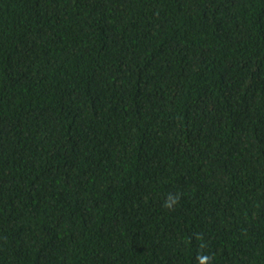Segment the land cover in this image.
Here are the masks:
<instances>
[{
    "label": "trees",
    "instance_id": "trees-1",
    "mask_svg": "<svg viewBox=\"0 0 264 264\" xmlns=\"http://www.w3.org/2000/svg\"><path fill=\"white\" fill-rule=\"evenodd\" d=\"M202 256L264 264V0H0V264Z\"/></svg>",
    "mask_w": 264,
    "mask_h": 264
},
{
    "label": "clouds",
    "instance_id": "clouds-1",
    "mask_svg": "<svg viewBox=\"0 0 264 264\" xmlns=\"http://www.w3.org/2000/svg\"><path fill=\"white\" fill-rule=\"evenodd\" d=\"M179 199H180V197L178 195L174 196V195L170 194L168 199L165 201L164 206L167 209L171 210L174 205L179 203ZM208 260H209V258L207 256H202V257H200V264H208Z\"/></svg>",
    "mask_w": 264,
    "mask_h": 264
}]
</instances>
